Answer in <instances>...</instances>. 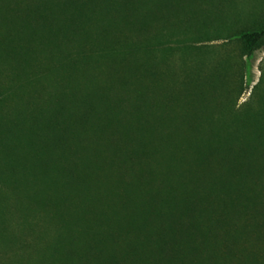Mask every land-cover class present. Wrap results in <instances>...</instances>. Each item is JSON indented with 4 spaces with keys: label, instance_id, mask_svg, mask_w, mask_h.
<instances>
[{
    "label": "trees",
    "instance_id": "obj_1",
    "mask_svg": "<svg viewBox=\"0 0 264 264\" xmlns=\"http://www.w3.org/2000/svg\"><path fill=\"white\" fill-rule=\"evenodd\" d=\"M186 1L0 0V264H264V99L215 118Z\"/></svg>",
    "mask_w": 264,
    "mask_h": 264
},
{
    "label": "rangeland",
    "instance_id": "obj_2",
    "mask_svg": "<svg viewBox=\"0 0 264 264\" xmlns=\"http://www.w3.org/2000/svg\"><path fill=\"white\" fill-rule=\"evenodd\" d=\"M193 7L195 13L198 10V18L193 21L196 29L207 31L210 35L205 39L170 44L174 49L172 54L183 50L206 56L208 64L203 68V77L214 74L213 83L216 84V71L220 76L217 92H213L215 118L231 112L232 117L241 119L246 112L259 109L264 99V88L258 87L264 44L246 62L241 55V44L234 35L255 30L264 24V0H195ZM238 14L240 19L236 22ZM226 57L228 62L222 65ZM232 110H235V114Z\"/></svg>",
    "mask_w": 264,
    "mask_h": 264
}]
</instances>
